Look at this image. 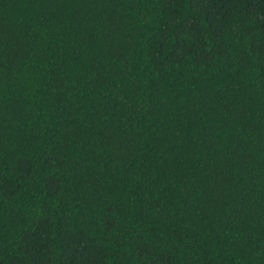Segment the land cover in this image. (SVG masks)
Wrapping results in <instances>:
<instances>
[{
	"label": "trees",
	"instance_id": "obj_1",
	"mask_svg": "<svg viewBox=\"0 0 264 264\" xmlns=\"http://www.w3.org/2000/svg\"><path fill=\"white\" fill-rule=\"evenodd\" d=\"M0 264H264V0H0Z\"/></svg>",
	"mask_w": 264,
	"mask_h": 264
}]
</instances>
